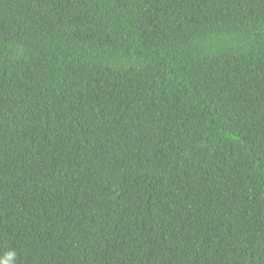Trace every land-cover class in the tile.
<instances>
[{"label": "trees", "instance_id": "16d2710c", "mask_svg": "<svg viewBox=\"0 0 264 264\" xmlns=\"http://www.w3.org/2000/svg\"><path fill=\"white\" fill-rule=\"evenodd\" d=\"M0 264H264V0H0Z\"/></svg>", "mask_w": 264, "mask_h": 264}]
</instances>
